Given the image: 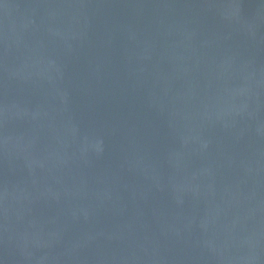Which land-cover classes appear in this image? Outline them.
Wrapping results in <instances>:
<instances>
[{
  "label": "water",
  "instance_id": "95a60500",
  "mask_svg": "<svg viewBox=\"0 0 264 264\" xmlns=\"http://www.w3.org/2000/svg\"><path fill=\"white\" fill-rule=\"evenodd\" d=\"M0 264H264V0H0Z\"/></svg>",
  "mask_w": 264,
  "mask_h": 264
}]
</instances>
